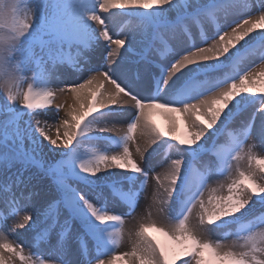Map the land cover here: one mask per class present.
<instances>
[{
	"label": "snow or ice",
	"instance_id": "snow-or-ice-1",
	"mask_svg": "<svg viewBox=\"0 0 264 264\" xmlns=\"http://www.w3.org/2000/svg\"><path fill=\"white\" fill-rule=\"evenodd\" d=\"M254 147L264 0H0V264H264Z\"/></svg>",
	"mask_w": 264,
	"mask_h": 264
},
{
	"label": "bare ground",
	"instance_id": "bare-ground-1",
	"mask_svg": "<svg viewBox=\"0 0 264 264\" xmlns=\"http://www.w3.org/2000/svg\"><path fill=\"white\" fill-rule=\"evenodd\" d=\"M104 15H107V14H104ZM153 119H154L155 122H158L159 125L161 124V125H162V128L166 126V122L164 121V119H163V117H162L161 115L156 114V115H154ZM257 119H259L258 116H257ZM256 123H257V122H256ZM258 125H259V123H257V127H258ZM116 127H126V125H120V124H117ZM182 130H183V125L181 124V125L179 126L178 133H180ZM110 133H111V132H110ZM53 134H54V130H53ZM111 134H112V133H111ZM105 135H109V134L105 133ZM251 139H253V138H251ZM251 139H249L248 144H250ZM246 147H247V145H246ZM133 151H134V148H133ZM258 152H259L258 155H259V154L261 155V152H260V151H258ZM158 169H159V168H158ZM160 170H161V169H159V171H160ZM216 179H223V177H216V178L213 180V183H212V184L215 183V180H216ZM147 185H148V187H147V189H146L145 198H144L143 201H142V200L140 201V206H139V210H140L141 214H143V215H147V213L144 212V208H145V205L148 203V200L151 198L152 191H153V184H152V185L147 184ZM137 210H138V209H137ZM153 218H154V219H157L156 221H158V222H163L162 218H161L160 216H158L157 214H155V212H153ZM134 223H135V219H134V217L126 218V224H125V228H126V229H125V235H124V237H123V242H122V244L117 248V251H120V252L122 253V252H125V251L130 250V248H128V246L130 247V243H129V239H128V233L131 232L130 229L133 227ZM152 235L154 236V234H152ZM158 236H159V234H158ZM155 237H156V236H155ZM125 245H126V246H125ZM120 248H121V249H120Z\"/></svg>",
	"mask_w": 264,
	"mask_h": 264
},
{
	"label": "rangeland",
	"instance_id": "rangeland-1",
	"mask_svg": "<svg viewBox=\"0 0 264 264\" xmlns=\"http://www.w3.org/2000/svg\"><path fill=\"white\" fill-rule=\"evenodd\" d=\"M257 63H258V61H257ZM258 108H259V105H257V109H258ZM60 115H61V116L64 115L63 110H61ZM248 115H250V113H249ZM256 122L259 123V119H257ZM106 133L109 134L110 136L113 135V133L111 134L110 132H106ZM181 133H183V131H182ZM251 138H253V139H251ZM249 139H251L250 144H254V143H255V134L253 135V137H250ZM248 141H249V140H248ZM220 142H221V143L224 142V137H221ZM100 146L103 147V144H101ZM245 147H246V146H245ZM253 151L255 152L256 155H258V153H259L258 151H260V152H261V156H264V152H262V151H261L259 148H257V147H254ZM259 155H260V154H259ZM240 166H241L242 169H246V168L248 167L247 160L241 161V162H240ZM157 171H159V169H157ZM151 175H154V173H150V177H151ZM257 178H258V180H259V175H258ZM214 179H215V178H214ZM214 179H213V180H214ZM260 182L264 183V180H262V181H260ZM209 183L212 184L213 181H210ZM148 184H149V185H152V184L154 185V181H152L151 178H150L149 181H148ZM147 187H148V185L146 186V189H147ZM145 193H146V191H145ZM205 197H207V192L205 193ZM141 200L143 201L144 198H142ZM257 210H258V206H257ZM141 215H142V214H141V212H140V210H139V208H138L137 212L134 213L133 216H132V217H134V219H135V223H134L133 227L130 229L131 232H134L135 229L138 227V221H139ZM145 216H146V215H145ZM153 219H154V218H153ZM155 220H157V219H155ZM157 222H158V221H157ZM125 229H126V228H125ZM125 229H124V230H125ZM152 234H153V232H150V235H152ZM154 236H156V235H154ZM156 238H157V236H156ZM229 239H231V238H229ZM125 246H126V245H125ZM128 248H130V247L128 246ZM120 249H121V248H120ZM116 251H117V249H116ZM26 252H27V249H26ZM117 253H121V252H120V251H117ZM9 255H10V254L5 253V258L7 259V257H8ZM105 259H106V257H105ZM14 264H20V261L17 259V260L14 261Z\"/></svg>",
	"mask_w": 264,
	"mask_h": 264
}]
</instances>
